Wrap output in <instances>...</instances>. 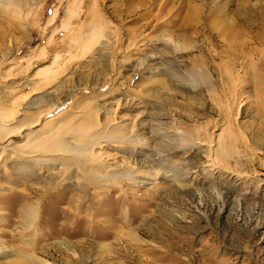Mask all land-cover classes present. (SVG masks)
Returning <instances> with one entry per match:
<instances>
[{"label":"rangeland","instance_id":"obj_1","mask_svg":"<svg viewBox=\"0 0 264 264\" xmlns=\"http://www.w3.org/2000/svg\"><path fill=\"white\" fill-rule=\"evenodd\" d=\"M0 264H264V0H0Z\"/></svg>","mask_w":264,"mask_h":264},{"label":"bare ground","instance_id":"obj_2","mask_svg":"<svg viewBox=\"0 0 264 264\" xmlns=\"http://www.w3.org/2000/svg\"><path fill=\"white\" fill-rule=\"evenodd\" d=\"M57 137H58V136H57ZM52 141H53V140H52ZM48 143H49V142H48ZM50 143H51V146H52L53 143H52L51 141H50ZM60 144H61V143H58V145H60ZM53 145H54V144H53ZM51 146H50V147H51Z\"/></svg>","mask_w":264,"mask_h":264}]
</instances>
